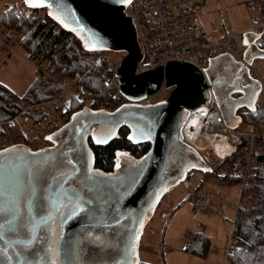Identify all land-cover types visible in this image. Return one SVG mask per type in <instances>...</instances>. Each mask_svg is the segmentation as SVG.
<instances>
[{"label":"water","instance_id":"1","mask_svg":"<svg viewBox=\"0 0 264 264\" xmlns=\"http://www.w3.org/2000/svg\"><path fill=\"white\" fill-rule=\"evenodd\" d=\"M33 3L41 6L27 7L44 10L84 51L125 53L117 86L129 102L113 111L83 107L47 135L50 144L40 149L27 145L0 149V208H4L0 224L6 225L0 230L4 237L0 248L6 249L0 264H140L143 228L163 196L189 179L191 171H212L213 164L181 140L189 111L212 96L229 128L242 123L241 111H255L260 84L245 64L264 60V48L257 45L261 33L243 34L245 64L222 54L209 59L203 70L188 61H171L136 75L143 54L133 21L125 12L129 3ZM162 88L170 90L165 100L146 106L136 103ZM121 128L129 130L131 142L148 143V151L139 158L119 153L110 172L95 168L89 139L104 145ZM102 139L107 142H96ZM63 194L71 196L72 203L77 197L87 202L85 210L66 219L71 209L62 206L69 203ZM13 220L15 230H9L8 222Z\"/></svg>","mask_w":264,"mask_h":264},{"label":"trees","instance_id":"2","mask_svg":"<svg viewBox=\"0 0 264 264\" xmlns=\"http://www.w3.org/2000/svg\"><path fill=\"white\" fill-rule=\"evenodd\" d=\"M240 3L250 9L252 23L264 24V0H241ZM0 28L8 30L7 40L17 41L31 63L43 62L51 74L59 75L78 90L92 96L93 102H89L90 109L113 111L117 108L112 99L108 100L111 88L103 77L107 67V52L84 51L76 38L45 15L41 19L31 16L18 17L16 4L0 12ZM257 45L264 48V30ZM97 59H100L99 63ZM59 92L60 87L57 84L38 76L24 96L25 104H22L13 92L0 84V135L4 133L2 127L4 124H9L22 114L24 111L22 105H31L22 115L27 120L35 121L39 114L33 106L53 98ZM99 101L104 102L103 108L100 107ZM86 103L72 100L67 111L68 116L85 107ZM241 116L242 121H250L256 131L262 130V112L244 110ZM36 142L37 140H34L32 146L39 149ZM89 146L94 153L95 168L104 172L113 170L119 153L139 158L149 149L148 143L131 142L127 128H121L115 138L104 145H96L89 139ZM257 162L259 167L247 178L248 183L246 182L245 187L241 189V202L234 216L230 246L226 255L227 264H264V142L260 143ZM224 167L227 168L225 175H218L217 170L203 172V175L219 185L239 184L243 172L240 152L226 158L217 168L219 170ZM209 248L210 239L204 234L193 233L190 236L187 250L191 254L206 257Z\"/></svg>","mask_w":264,"mask_h":264},{"label":"built area","instance_id":"3","mask_svg":"<svg viewBox=\"0 0 264 264\" xmlns=\"http://www.w3.org/2000/svg\"><path fill=\"white\" fill-rule=\"evenodd\" d=\"M205 6L206 0H131L125 12L133 21L136 42L143 54L142 59L136 63L134 74L153 70L158 66H165L171 61H188L203 70L207 67L209 59L222 54L230 55L235 61L245 64L243 58V51L246 47L244 33L216 37L192 23V19L201 14ZM18 14L21 17L31 16L36 19H41L44 16L42 9L29 8L24 5L22 0L18 3ZM263 30L264 24L255 25L253 28V31L258 33ZM3 39H0L3 46L13 48ZM239 44L243 45L239 46ZM119 54V57L107 61V67L103 73L105 82L111 88L108 100L112 99V103L117 107L129 102L122 96L117 86L121 77L119 75L120 65L125 53L119 52ZM245 65L252 79L260 84V91L255 102V112L263 113L262 130L256 131L252 123L244 121L236 128L227 127L215 99L211 96L204 104L189 111V116L180 131L182 142L194 148L205 160H207L203 153L205 151L200 150V141L205 137L215 138L214 141L219 148L227 153L224 158L238 150L243 160V174L239 183L241 189L246 185L247 178L252 176L255 169L259 167L257 156L260 155V143L264 142V77L259 72V65L254 61L250 65ZM41 72L44 77H48L60 87V92L53 98L33 106L39 114L37 120L26 119L24 121L33 125L34 131H38V134L44 132V135L47 136L70 119L67 111L72 100L89 103L93 102V98L77 88L71 87L59 75L48 74L43 70ZM153 96L141 99L136 103L145 106L151 105L155 103L152 100ZM99 103L103 108L104 102L99 101ZM198 113L200 117L193 123L191 116ZM4 133L6 135L2 136L0 140L1 149L16 145H30L26 138L32 134L27 130L24 134L9 135ZM193 196V209L200 212L206 207L207 196L204 191H195Z\"/></svg>","mask_w":264,"mask_h":264},{"label":"rangeland","instance_id":"4","mask_svg":"<svg viewBox=\"0 0 264 264\" xmlns=\"http://www.w3.org/2000/svg\"><path fill=\"white\" fill-rule=\"evenodd\" d=\"M19 1L21 2V0H0V12L8 6L16 4L17 15L21 17L18 14ZM240 1L206 0L205 8L201 14L196 15L192 19V23L203 28L207 33L214 34L216 37L250 31L256 24L252 23L250 9L248 10ZM43 14H45L44 10ZM6 35H8V30L0 28V39L4 38L3 40L7 44L13 46V48H7L6 45L3 46L0 43V84L13 92L21 103L25 104L24 96L29 88L38 76L44 78L41 70L48 74L50 72L43 62L31 63L27 60L18 42L8 41ZM242 45L239 44V46ZM119 55L116 52H107V61L117 58ZM195 60L198 61V59ZM254 63L259 65V72L264 77V60L255 59ZM45 78L49 79L48 77ZM69 85L76 88L71 83ZM169 92L170 90L162 88L158 93L154 94L152 100L154 102L165 100ZM70 105L71 102L68 106ZM22 106H24V111L22 112L24 114L25 111L30 109L31 105ZM86 107H89L88 102ZM22 114L9 124H4L2 126L4 132L9 135H16L18 133L24 134L27 130L32 134L29 138H26L31 148H36L32 146L34 140H37L36 144L39 149L48 146L44 132L38 134V131H34L33 125L26 123L24 120L27 118ZM4 135L6 134L0 135V140ZM200 144L202 145L200 149H205L203 143ZM203 153L205 154V152ZM204 157L207 158V163L213 164L212 170H217L218 175L227 173L226 167L219 170L217 167L228 157H222V159H214L205 155ZM188 176L189 179L168 190L153 215L145 224L138 246L139 263L227 264L226 255L230 246L233 220L241 202V185H219L212 179L206 178L203 172L196 170L191 171ZM220 186L225 188L222 191L227 190L225 196L221 195L220 190H218ZM195 191H204L210 205L216 204V206L212 209L207 203L205 208L200 212H196L192 206V197H194ZM193 233L204 234L210 239V248L206 257H199L187 250L189 238Z\"/></svg>","mask_w":264,"mask_h":264},{"label":"snow or ice","instance_id":"5","mask_svg":"<svg viewBox=\"0 0 264 264\" xmlns=\"http://www.w3.org/2000/svg\"><path fill=\"white\" fill-rule=\"evenodd\" d=\"M123 2L130 3L131 0H123ZM25 4L27 6H30V7H40L41 6V4H39V3H33V0H25ZM48 139H51V137H49ZM129 139H133V137L130 136ZM96 142L97 143H106L107 139L97 140ZM68 163L71 164L72 161L69 160ZM63 195L66 196V198L69 200V203L68 204H62V206L71 209L68 212L67 216L65 217L66 219H71L74 214H76L78 212H83L85 210V205L87 202L79 201V198L77 197V202L72 203V197L71 196H68L67 194H63ZM3 210H4V208H0V211H3ZM57 210H59V209H57ZM7 226L9 228V230H15L14 220L9 221ZM5 227H6L5 224H0V230L4 229ZM3 238H4L3 232L0 231V240H3ZM0 255H6V249L0 248ZM57 255H58V253H57ZM8 259L11 260V257H8ZM53 264H55V261H53Z\"/></svg>","mask_w":264,"mask_h":264},{"label":"bare ground","instance_id":"6","mask_svg":"<svg viewBox=\"0 0 264 264\" xmlns=\"http://www.w3.org/2000/svg\"><path fill=\"white\" fill-rule=\"evenodd\" d=\"M198 117H200L199 113L198 114H194L191 116V121L194 123V121L198 120ZM215 138L213 137H205L203 138L200 143H203V145L205 146V149H200L202 151H205V156L207 157H213L214 159L217 158V159H222V157H225L227 153H225V151L223 149H220L218 144L214 141ZM215 142V143H213ZM215 144V145H214ZM202 145L200 144V147ZM215 147V149H214ZM243 171V170H242ZM248 183V182H247Z\"/></svg>","mask_w":264,"mask_h":264},{"label":"crops","instance_id":"7","mask_svg":"<svg viewBox=\"0 0 264 264\" xmlns=\"http://www.w3.org/2000/svg\"><path fill=\"white\" fill-rule=\"evenodd\" d=\"M250 31H253V29L250 30ZM254 32H255V31H254ZM256 33H257V32H256ZM240 114H241V112H240ZM218 186H219V185H218ZM222 189H225V188H224V187H221V186L218 188V190H220V192H221V195L225 196L226 193H227V190L222 191ZM207 203H209L208 200H207ZM209 206L212 207V209H213V207H215L216 204H211V205H210V203H209Z\"/></svg>","mask_w":264,"mask_h":264},{"label":"flooded vegetation","instance_id":"8","mask_svg":"<svg viewBox=\"0 0 264 264\" xmlns=\"http://www.w3.org/2000/svg\"><path fill=\"white\" fill-rule=\"evenodd\" d=\"M238 96V94H235V95H233V97H237ZM242 112V111H241ZM48 144H50L49 142H48Z\"/></svg>","mask_w":264,"mask_h":264}]
</instances>
